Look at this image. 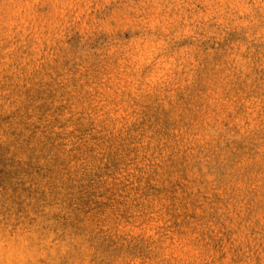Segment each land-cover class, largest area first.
I'll use <instances>...</instances> for the list:
<instances>
[{
	"label": "rangeland",
	"instance_id": "rangeland-1",
	"mask_svg": "<svg viewBox=\"0 0 264 264\" xmlns=\"http://www.w3.org/2000/svg\"><path fill=\"white\" fill-rule=\"evenodd\" d=\"M261 5L0 0V264H264Z\"/></svg>",
	"mask_w": 264,
	"mask_h": 264
},
{
	"label": "clouds",
	"instance_id": "clouds-1",
	"mask_svg": "<svg viewBox=\"0 0 264 264\" xmlns=\"http://www.w3.org/2000/svg\"><path fill=\"white\" fill-rule=\"evenodd\" d=\"M261 9L264 10V5H261ZM187 248L184 249V252H188ZM184 253H178V255H183Z\"/></svg>",
	"mask_w": 264,
	"mask_h": 264
}]
</instances>
